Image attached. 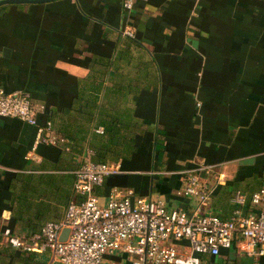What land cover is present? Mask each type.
I'll return each mask as SVG.
<instances>
[{"label": "crops", "instance_id": "obj_1", "mask_svg": "<svg viewBox=\"0 0 264 264\" xmlns=\"http://www.w3.org/2000/svg\"><path fill=\"white\" fill-rule=\"evenodd\" d=\"M122 1L0 5V87L29 97L69 147L35 146L33 126L0 118L2 228L27 237L62 220L78 199L73 170L88 158L121 170L95 189L101 203L132 189L190 211L196 198L176 191L193 174L213 189L205 212L229 218L237 191L241 209L254 208L250 195L264 185V0H136L129 10ZM125 259L106 254L104 264ZM208 263L264 257L234 244ZM0 264L60 263L0 233Z\"/></svg>", "mask_w": 264, "mask_h": 264}, {"label": "built area", "instance_id": "obj_2", "mask_svg": "<svg viewBox=\"0 0 264 264\" xmlns=\"http://www.w3.org/2000/svg\"><path fill=\"white\" fill-rule=\"evenodd\" d=\"M135 1L123 0L122 6L129 10ZM37 112L29 97L0 87V118L13 117L33 126L35 146L68 150L65 138L54 133L52 121H40ZM96 131L102 132V126ZM120 172L117 165L86 159L73 170L78 199L69 201L62 220L46 221L27 237L2 228L0 221V233L15 248L50 251L60 264H104L106 254L125 255L118 264H202L203 256L216 257L234 244L247 256L264 257V185L250 195L253 209L247 213L241 209L246 197L237 191L233 197L237 207L229 218H222L204 211L213 189L193 174L176 191L177 196L196 198L190 211L167 208L161 197H141L132 189L115 188L101 203L95 189ZM64 228L68 233L61 240ZM170 241L188 245L190 252H179L166 244Z\"/></svg>", "mask_w": 264, "mask_h": 264}, {"label": "water", "instance_id": "obj_3", "mask_svg": "<svg viewBox=\"0 0 264 264\" xmlns=\"http://www.w3.org/2000/svg\"><path fill=\"white\" fill-rule=\"evenodd\" d=\"M47 1H51V0H0V5L6 3H42ZM67 233H68V229L64 228L60 234L59 239L64 240Z\"/></svg>", "mask_w": 264, "mask_h": 264}, {"label": "rangeland", "instance_id": "obj_4", "mask_svg": "<svg viewBox=\"0 0 264 264\" xmlns=\"http://www.w3.org/2000/svg\"><path fill=\"white\" fill-rule=\"evenodd\" d=\"M166 244H169L170 246L174 247L176 250H178L179 252L183 253V254H188L190 252V248L188 245L186 244H182L178 241H170Z\"/></svg>", "mask_w": 264, "mask_h": 264}]
</instances>
